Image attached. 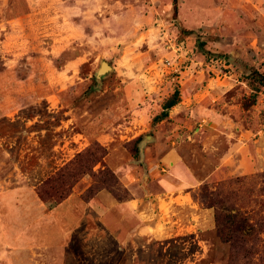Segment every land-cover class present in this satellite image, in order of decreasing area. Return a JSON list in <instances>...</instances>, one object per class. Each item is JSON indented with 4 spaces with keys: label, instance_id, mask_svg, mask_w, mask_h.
I'll use <instances>...</instances> for the list:
<instances>
[{
    "label": "rangeland",
    "instance_id": "rangeland-1",
    "mask_svg": "<svg viewBox=\"0 0 264 264\" xmlns=\"http://www.w3.org/2000/svg\"><path fill=\"white\" fill-rule=\"evenodd\" d=\"M176 4L174 18L173 0H0V264H231L204 187L264 225V0ZM102 61L112 69L97 79ZM176 88L180 108L152 123ZM94 143L118 201L139 178L143 235L129 234L135 219L113 226L121 236L92 216L76 230L44 220L36 185ZM170 148L201 216L158 196ZM100 167L72 188L85 201L107 191Z\"/></svg>",
    "mask_w": 264,
    "mask_h": 264
},
{
    "label": "trees",
    "instance_id": "trees-1",
    "mask_svg": "<svg viewBox=\"0 0 264 264\" xmlns=\"http://www.w3.org/2000/svg\"><path fill=\"white\" fill-rule=\"evenodd\" d=\"M176 0H173V16L177 15ZM185 32V31H182ZM180 101L179 90L174 89L173 93L165 99L162 104L161 111L156 114L152 123H157L168 116L169 109ZM141 140V135L137 136L132 143L134 148L132 156L134 158L138 155L136 144ZM107 154V149L94 143L92 147L85 151L79 152L75 157L58 167L53 173H50L45 178L39 181L36 185L35 192L38 198L44 202L48 208L59 204L66 199L72 192L75 183L85 174H94L93 167L100 163L101 167L96 174L99 177V182L102 184L101 188L107 189L110 194L120 200V195L111 186L118 183L114 172L104 164L103 158ZM91 187L88 188V191ZM203 203L207 207L214 209V222L218 236L230 244V262L236 264V261L245 260L246 264H264L263 259L255 261L253 259V246H248L249 242L258 239L256 233L264 234V225L259 221H252L242 213L232 212V209L225 205V199L217 190L208 191L207 187L203 189ZM93 191L92 196L97 192ZM91 196V197H92ZM86 199L87 194H86ZM260 240V239H259Z\"/></svg>",
    "mask_w": 264,
    "mask_h": 264
},
{
    "label": "crops",
    "instance_id": "crops-1",
    "mask_svg": "<svg viewBox=\"0 0 264 264\" xmlns=\"http://www.w3.org/2000/svg\"><path fill=\"white\" fill-rule=\"evenodd\" d=\"M177 108H180L179 102L172 106L168 111V116L159 122H163L164 120L171 118V109ZM180 160L181 158L174 148L168 149L161 156L160 161L164 165V167L161 168V172L164 173L158 174L159 177L157 182L160 186L158 196L161 200L170 204L172 207L174 204H182L180 206L184 207V209L188 212L191 211L194 216H201L204 212H201L202 209L200 208L199 203L189 196L191 190L187 189L193 185L187 183L178 171L177 164ZM57 168L58 167H55L51 173H53ZM138 179L139 178L135 176L134 179L124 182V186L130 190L131 196L123 201H118L110 194V192L106 190H99L98 193L88 201H85L79 193L72 191L66 199L51 208H48V206L42 201L39 202V207H41L42 210H45L43 216H45L46 219L44 220H47L48 218L50 225H54L55 222L60 220L67 223L72 229L76 230L80 227L83 229L86 228V223L90 216H92L93 221L97 220L96 222L102 223V226L105 228L107 233L115 236H121L123 232L122 227L113 226H117L119 223L122 225V222L124 223L126 221L133 222L135 219L138 224L134 228L129 226L132 229L129 234L143 235L146 233L144 230L148 227L146 226L147 224L145 218L142 217V215H145L148 208V200L136 192L137 186H135V182H137ZM13 200V204L19 203L18 200L15 201V198H13ZM150 201H152V199ZM13 210L14 207H11L9 215H13L10 213ZM113 212L117 214V216L111 221V214ZM114 221L116 222L114 223ZM0 225L2 226V224ZM74 234H77V232H74Z\"/></svg>",
    "mask_w": 264,
    "mask_h": 264
},
{
    "label": "water",
    "instance_id": "water-1",
    "mask_svg": "<svg viewBox=\"0 0 264 264\" xmlns=\"http://www.w3.org/2000/svg\"><path fill=\"white\" fill-rule=\"evenodd\" d=\"M112 68H111V66L106 62V61H102L101 62V64H100V67H99V69L97 70V72H96V77H97V79H100V77L101 76H103V75H105L108 71H110ZM148 138V135H146L145 137H144V141H145V139H147ZM143 141V140H142Z\"/></svg>",
    "mask_w": 264,
    "mask_h": 264
}]
</instances>
